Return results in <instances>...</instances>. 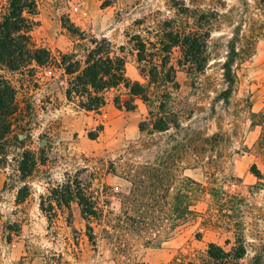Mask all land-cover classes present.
Returning <instances> with one entry per match:
<instances>
[{
	"label": "rangeland",
	"instance_id": "374dc122",
	"mask_svg": "<svg viewBox=\"0 0 264 264\" xmlns=\"http://www.w3.org/2000/svg\"><path fill=\"white\" fill-rule=\"evenodd\" d=\"M185 8L202 14L211 36L206 70H179V87L171 89L168 109L180 130L153 133L143 124L158 112L153 95L127 110L114 103L130 99L126 89L112 90L97 114L65 99L60 75L49 81L50 72H39L40 80L25 86L22 76L13 78L26 111L0 141V264H225L210 257L211 245L231 255L230 264H264V141L252 125V113L264 112V10L257 0H40L32 36L63 52L106 38L126 56L127 76L148 85L128 34L150 38L146 32L165 20L195 28V19L179 13ZM137 20L146 23L135 26ZM238 27V46L249 49L225 104L216 97L226 88L222 64ZM24 152L38 164L27 179L17 167ZM67 176L86 186L96 217H84L77 202L51 207L52 190Z\"/></svg>",
	"mask_w": 264,
	"mask_h": 264
},
{
	"label": "trees",
	"instance_id": "16d2710c",
	"mask_svg": "<svg viewBox=\"0 0 264 264\" xmlns=\"http://www.w3.org/2000/svg\"><path fill=\"white\" fill-rule=\"evenodd\" d=\"M257 1L264 10V0ZM179 3L186 5L185 1ZM39 6L40 0H0V141L13 135L18 115L22 117L25 114L22 112L26 111L20 109L13 78L20 75L23 77V86L28 82L35 85V82L40 80L39 72H43L45 76L50 72L49 81L60 75L59 79L64 84L62 88L65 99L87 112L100 114L109 102V92L122 87L126 89L130 99L123 101L121 96L115 97L114 103L118 108L132 110L135 108L136 99L148 102L153 95L159 99L158 112H151L149 123L143 124L152 126L153 133L167 132L173 127L181 129L178 115L168 109L167 102L172 97L171 89L179 87V70L189 74L202 73L208 65V41L211 31L205 28L209 22L203 23L202 14L191 16L189 8L179 10L180 14L197 21L195 28L190 27L189 23L180 25L178 20H165L157 24L154 33L151 30L146 32L150 38H145L142 33L128 34V44L131 51L136 52L141 74L149 80L148 85H144L139 81H132L127 76L126 56L118 54L112 42L106 38H92L90 45L76 44L75 48L68 52L38 46L32 34L39 25ZM144 23L146 21L137 20L135 26ZM240 30L238 27L234 31L222 64L226 88L218 94L216 100L225 104H229L238 83L237 65L249 49V46H238L241 42ZM71 32L78 33L75 30ZM79 36L81 40L86 39L85 34ZM120 49L125 53V47ZM178 50L181 54L179 58L174 56ZM252 118V125L261 127V138L264 141V112L252 113ZM14 137L20 141L19 135ZM19 157L22 160L18 162L17 167L23 179H27L33 175L37 161L33 159L29 162L25 152L19 154ZM86 191L85 185L75 183L67 176L64 183L52 190L50 205L54 208L53 203L56 202L58 207H70L72 202H77L82 215L91 219L96 217L98 212L95 210V202ZM214 249L215 246L211 245V258L230 264L226 260L231 255L221 250L220 256ZM241 257L243 252L240 255L236 253L234 259Z\"/></svg>",
	"mask_w": 264,
	"mask_h": 264
}]
</instances>
